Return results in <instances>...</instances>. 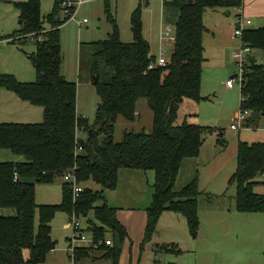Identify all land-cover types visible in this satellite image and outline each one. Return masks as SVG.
<instances>
[{
	"label": "trees",
	"instance_id": "1",
	"mask_svg": "<svg viewBox=\"0 0 264 264\" xmlns=\"http://www.w3.org/2000/svg\"><path fill=\"white\" fill-rule=\"evenodd\" d=\"M14 6L20 12L21 27L5 39L21 47L35 39L36 51L27 57L36 80L26 83L14 75L0 73V91L12 92L21 101L41 107L44 121L0 122V151L22 157L17 162L0 163V210L15 211L14 215H0V264H45L56 250L51 224L58 213H66L73 220L86 219L88 226L83 231L93 240L89 246L75 249L74 256L70 255L73 264L97 260L119 264L128 232L118 219L117 209L107 204L104 192L116 190L119 172L125 169L155 174L143 248L157 234L164 212L183 216L196 236L202 194L198 174L180 191L176 190V183L185 162L200 156L204 135L219 130L189 123L187 118L179 123L181 107L186 100L200 103L207 99L202 96L205 11L242 9L243 0L164 3L167 21L177 17L176 41L165 66L159 65L144 34L142 5L131 15L133 41L126 43L106 1L105 15L111 32L106 40L88 46L94 51L90 75L97 80L94 85L100 98L93 122L78 115L77 84L68 81L62 72L61 27L69 20L59 16L61 0H56L53 11L46 16L42 14V0H27ZM242 42L253 51H262L264 60V28L245 29ZM240 94V110L251 115L245 127L259 128L264 119V63L247 64ZM140 99H147L153 113L152 132H125L122 140L116 142L118 120L135 122ZM218 144L226 145L222 138ZM78 147L82 148L80 152L76 151ZM68 172H73L83 187L77 198L72 183L64 179ZM57 179L63 180L61 204L39 206L37 186L53 184ZM91 182L101 190L90 188ZM261 183L264 143L239 142L237 169L229 181V185H236L237 212L264 214V195L255 192ZM101 200L104 204L97 206ZM91 214L94 219H90ZM97 252L102 256L97 258ZM158 253L180 256L183 251L175 245H163L158 247Z\"/></svg>",
	"mask_w": 264,
	"mask_h": 264
},
{
	"label": "rangeland",
	"instance_id": "2",
	"mask_svg": "<svg viewBox=\"0 0 264 264\" xmlns=\"http://www.w3.org/2000/svg\"><path fill=\"white\" fill-rule=\"evenodd\" d=\"M56 0H42V14L48 15L53 9ZM105 0H95L93 3L82 6L79 10L78 19L83 20L87 18L88 23L77 24L73 21H68L63 24L61 28V46L64 56V63L62 72L65 78L70 82H75L78 89V115L84 116L93 122L95 119L96 110L100 103V98L97 94L96 87L94 85L95 79L90 75V65L93 61L92 54L94 53L88 46L99 41H104L108 38L111 32V26L107 22L105 15ZM150 6L146 5V0H108L111 7L113 16L117 19V22L121 31V39L123 42L129 43L133 41L131 33V15L132 13L142 5V16L145 26V34H148V28L151 29V35H156L157 28L160 25L170 26L175 32V21L177 17H172L167 21V9L161 5V2L155 0H149ZM231 12V16L228 13ZM59 16L62 20L65 19L62 12H59ZM235 13L229 9H208L204 14V24L207 31L204 35L205 45V58L206 61L203 66V78L205 84L206 95L211 94L212 98L207 102L195 103L190 100L183 102L181 107V116L179 123H182L187 114H191L192 122H197V125L204 127H213L214 129L221 130L227 134L232 121L240 110V86L235 84L233 90L226 91L221 85V79L228 76L230 73L229 67L238 72L236 60L225 56L224 50H220L217 45L220 42L217 41V32L223 31L228 23H234ZM235 27V26H234ZM2 35V33H0ZM234 35V34H233ZM150 37V34L148 35ZM1 40V39H0ZM237 43L239 39L233 38ZM152 37V42H153ZM30 42H26L22 46L25 50L31 49ZM6 46L5 43L0 41L1 49ZM155 45H152V50L155 51ZM91 50V51H90ZM157 50V49H156ZM239 50V49H238ZM12 51L17 53L25 63L32 66L31 61L28 60V54L21 52V47L18 45L12 47ZM160 50L157 51L159 53ZM166 58L169 59L172 53V45L166 46L164 49ZM31 54V52H30ZM8 55L0 54V73L1 66L4 68L6 62H10ZM260 62L264 63L262 59ZM229 68V69H230ZM34 78V77H33ZM36 79V77H35ZM230 76L226 79L229 80ZM30 82V81H29ZM209 82L211 90L214 85V93H209ZM226 82V81H225ZM219 92V93H218ZM9 93V92H8ZM12 92H10L11 94ZM13 95H15L13 93ZM14 97H17L16 95ZM18 101H21L19 98ZM22 102V101H21ZM35 111L40 112H22L14 117L9 116L7 123H42L44 117L41 114L43 109L38 106H31ZM234 108H237L234 112ZM198 110V111H197ZM138 119L135 122H128L123 118H120L116 124L115 141L120 142L125 132L141 133L146 132L150 134L153 129V113L149 108L147 99H140L137 103ZM251 115L247 117L249 119ZM15 120V121H13ZM190 118L187 121L191 123ZM209 121H213L209 123ZM199 122V123H198ZM206 124V125H204ZM259 130L247 132L244 129L237 132L228 133L229 138H239V136L251 135L255 139L262 138L264 135V119L259 122ZM256 133V134H255ZM264 137V136H263ZM82 138L83 137L82 135ZM228 138V137H227ZM205 151L208 150V154L199 158L198 160H188L185 162L184 167L181 170L179 178L176 183V190L180 191L187 184H189L195 176L198 174L199 179L202 181L199 183V189L202 192L199 197V205L201 207H216L223 208L220 210H231V213L227 211L226 215H218L226 217L229 222L223 227L212 226L208 217L209 212L203 213L202 226L199 233L194 236L191 232L192 241H194L195 249H186L189 247H180L184 252L180 257L168 256V259H177V264H264V234L261 229L255 225V223H242V219L248 220L256 217H264V214H249L239 213L236 210V185H229L224 189L225 193L217 195V192H222L217 187V151H222L223 144H219L217 148V137L211 136L206 133L204 135ZM225 139V138H224ZM223 140V139H222ZM226 143V141H225ZM239 145V144H238ZM227 147V145H226ZM218 149V150H217ZM7 157L11 155L7 152ZM236 149L231 147L226 155H229V161L234 160L236 156ZM223 157V156H222ZM0 160H3L0 158ZM231 165H234L230 162ZM234 168V166L232 167ZM198 170V171H197ZM145 173V172H144ZM154 176V173L148 171V176ZM62 179H57L50 185H38L36 188V202L39 206H55L60 205L62 202ZM225 185V186H226ZM90 187L93 190L100 191L101 187L91 182ZM218 190V191H217ZM255 192L259 195H264V183L255 188ZM110 192H105L104 197L107 198ZM210 198V199H209ZM108 202V199H107ZM103 200L97 203V206H102ZM108 205L113 206L109 201ZM15 211L12 209L0 210V215H14ZM262 215V216H261ZM217 217V213L215 215ZM225 218V219H226ZM90 219L93 218V214L90 215ZM238 220V221H237ZM82 227L87 228V220L82 219ZM38 217L36 225L38 226ZM72 222L73 219L66 213H58L52 222V238L57 242L55 253H51L45 264H73L70 258L69 248L71 245V239L75 235L74 228H65V224ZM162 228V234H169L171 227L167 223ZM158 229V228H157ZM159 230V229H158ZM190 231V230H189ZM88 240L91 236L86 232ZM70 238V239H69ZM69 240V241H68ZM132 246L131 252L126 255L123 254L124 264H152L154 259L155 243L159 241L154 238V241L145 244L143 250H140V243L138 242L137 235L134 231L131 235ZM85 242H78V246ZM88 243V242H87ZM68 246L67 252L66 248ZM60 257V259H58ZM165 256H159V259H164ZM169 263V261H165ZM93 264L92 262H90ZM95 264H112L111 262L102 261Z\"/></svg>",
	"mask_w": 264,
	"mask_h": 264
},
{
	"label": "crops",
	"instance_id": "3",
	"mask_svg": "<svg viewBox=\"0 0 264 264\" xmlns=\"http://www.w3.org/2000/svg\"><path fill=\"white\" fill-rule=\"evenodd\" d=\"M26 1L27 0H0V33H2V35L0 34V39H1L0 41H2L3 43L6 44V46H4V48L1 49L0 54L3 53L4 55H8V54L10 55L9 56L10 62H6L4 68L1 66V69H2L1 72H3L4 74L14 75L21 82L31 83V82H34L36 80L35 79L36 73H35L33 66H30L27 63H25V61H23V59L17 53L12 51V47L13 46L16 47L18 44L17 45L13 44L9 40L5 39L6 37L16 33L17 31H19L20 27H21L20 12L15 8L14 3H22V2H26ZM62 1L63 0H61V2ZM94 1H92L91 3H93ZM105 1H108V0H105ZM148 5L150 6V2ZM161 5L164 6L162 3H161ZM54 6H55V4H54ZM232 11L235 13L233 25L230 22V23H228V25L225 29H222L223 31L217 32V41L220 42V45H217V47L220 50H224L225 56L230 57V58H233V54L235 52H237L241 46L240 40L238 43L233 40L237 9H232ZM241 11L244 14V17L251 20V22H252V24L249 28H253V29L264 28V0H243V7H242ZM78 15H79V12H78ZM78 15H77V17H78ZM228 16H231V12L228 13ZM84 19H87V18H84ZM80 21H82V20H80ZM162 27H163V24L160 25L159 28H157L156 35L152 36L150 27L148 28V34L147 35L145 34V26H144V34H145L146 38L149 40L151 46L154 44L156 47V48L154 47L155 51L153 49L152 53L157 58H159V55L162 52V50L164 51L166 46H168V45H164V49H162V46L160 43V33H161ZM149 34H150V37L148 36ZM152 37L154 40L153 42H152ZM28 41L31 43L30 44L31 49H29V50H25L20 45H18L19 47H21V52H23L26 55L30 54V52L34 53L36 51V46L34 43L35 39L33 40V38H31ZM158 50H160L159 53H157ZM254 51H255L254 57L257 59V62L260 61L259 59L263 60L262 51H258V50H254ZM28 60H29V58H28ZM260 63H262V62H260ZM229 68L226 70H228L230 73L228 74V76L221 79V85H220V86L224 87V89H226V91L233 90L235 88V86L232 88L228 87L227 82L230 81L231 79H235V77L238 73L233 68H230V69ZM229 76H230V79L226 80ZM209 88H210L209 93L213 94L214 93V85H213L212 90H211L210 82H209ZM204 91H205V84H204V78H202V96L207 98L206 100H204L205 102L210 101L209 99L212 98L211 94L206 95L207 92H205L204 93L205 95H203ZM14 96L15 95H13V93L10 94V92L8 93V91H6V90L0 91V122L1 123H7V121H10V120H7L9 118V116L11 118V117L16 116L19 113L21 114L20 110H22V112L24 111V112H29V113L34 112L35 110H38V109H33V107H31L33 105H30L27 102L18 101V99H16L18 97H14ZM204 101H202V102H204ZM240 101H241V99H240ZM199 104L200 103H198V105ZM77 107H78V105H77ZM236 109L237 108H234L233 111L235 112ZM35 112H40V111H35ZM41 114L44 117L43 111ZM188 117L191 120V118L194 116H192L191 114H187V116H185V119ZM13 121H15V120H13ZM212 122L213 121H209V123H212ZM18 123H24V122H18ZM191 123L197 124V122H192V120H191ZM204 125H206V124H204ZM205 128H213V127L210 126V127H205ZM242 129H244L247 132L259 130V129H253V128L245 127V125H243V127L240 130H242ZM240 130H239V132H240ZM232 132L235 133V132H237V130H232L231 125H230L229 132H227V134L221 130H219L218 132L213 133V134L208 133L211 136L217 137V141L219 140V138H222L224 143L226 141V145H227V147H226V145L222 146V151H217L218 152L217 153V187H218V189H220L222 191L221 193L217 192V195L225 193L223 191H225L224 189L227 187L226 184H227V182L229 183L231 177L234 175V173L236 172V169H237V153H236L234 160L229 161V155H226L227 152L229 151V149L231 147H234L236 149V152H237L239 142H246L248 144H253V143H257V142L264 143V137H263L264 135L262 136V138H259V139H255L251 135H244L243 137L239 136V138L237 137V138L230 139L229 138L230 136L228 133H232ZM218 145L219 144H217V148L219 147ZM7 152H9V151H5V150L0 151V158L3 159V160H0V163L19 161V158L15 157L11 152H9L11 154V155H9L10 157H7V155H8ZM204 154H208V150L205 151V145H203V147L201 149V154L196 160H198L200 157L202 158L204 156ZM230 162H232L234 165H231ZM233 166H234V168H232ZM183 167H184V165H183ZM149 172H151V171H149ZM201 181L202 180L199 179V183ZM154 183H155V174H154V176L150 175V177H149L148 172L144 173V171L125 169V170H121L119 172V180H118V186H117L116 190L105 191V192H110V195H108V197L105 198L106 202H107V199H108V202L109 201L112 202V204H113L112 208L117 209L118 219L125 226V228L127 229V232H128V239L125 241L119 264H124L123 259H122L124 251H125L126 255L129 253V251L131 252V246H132V242H133L131 240V235H132L133 231H134V234L137 235V237H138V242L141 244L139 247L140 250L141 251L143 250L142 245L144 243L145 230H146V225H147V209L152 202V197H153V193H154V188H153ZM90 184L91 183L88 184L89 187H90ZM261 184H259V185H261ZM259 185H257V186H259ZM105 192H104V194H105ZM235 198H236V196H235ZM108 202H107V204H108ZM220 209H223V208H216V207L214 208V207H206V206L201 207L199 205L200 228H201L202 223H203L202 222L203 213L205 211L209 212L208 219H209L211 225L219 227L218 229H220V227H223L227 222H229L228 218L225 217L226 218L225 219L224 217L218 216V215L224 216L227 214V211H229L231 213V210H227V209L220 210ZM216 213H217V217H215ZM241 221H242V223H255V225L258 227V229H261V231L264 234V217H256V218H251V219L248 218V220H246V218H245V219H242ZM167 223L171 227V229H170L171 232L169 234L163 235L161 226L163 227L165 225L166 227H168ZM226 225H228V224H226ZM72 227H73L72 222L65 224V228H72ZM158 229H157V234L151 240V242L154 241V238H157L159 240L155 243V249L153 251L154 259H153L152 264H155V262H159L160 264H169V263L177 264V263H179V262H177V259H169V260H167V259H168V256H176V258H177V257H180L181 255L177 256V255L172 254V253H158V247H160V246L175 245L179 249H181L180 247H189L186 249H190V248L195 249V245L193 243L194 241H192V236H191V233L189 231L187 221L183 216L175 214L173 212H164L162 214L160 220H159ZM199 231H200V229H199ZM89 244L90 243L85 242L84 244H81L80 246L86 247V246H89ZM144 246H146V245H144ZM67 249H68V246L65 249L66 252H67ZM52 253H55V251H53ZM161 255H164L165 258L159 259V256H161ZM96 256H97V258L101 257L102 253L97 252ZM58 259H60V257H58ZM102 261H106V260H97L94 262L93 261H85L81 264H91L90 262L95 264V263L102 262ZM165 261H169V263H167ZM181 264H183V262H181Z\"/></svg>",
	"mask_w": 264,
	"mask_h": 264
},
{
	"label": "built area",
	"instance_id": "4",
	"mask_svg": "<svg viewBox=\"0 0 264 264\" xmlns=\"http://www.w3.org/2000/svg\"><path fill=\"white\" fill-rule=\"evenodd\" d=\"M94 0H63L61 2V11L63 13V16L65 19H68L70 21L76 22L77 24L81 25L84 23H88L87 19H84L80 21L77 17L79 9L88 4L91 3ZM161 2L163 5L166 2H170L171 0H155ZM252 22L251 20L244 17V14L242 13L241 9H237V15H236V21H235V30H234V38L239 39L241 41L240 49L233 54V58L236 60V64L238 67V73L235 77V79H231L227 82V86L232 88L235 86V84H239L240 89L242 87V81H243V74L245 67L247 66L249 62V56H254V51L248 47L246 44L242 42V36L245 29L249 28L251 26ZM176 41V34L174 32V29H172L170 26H164L161 28L160 33V43L162 46V49H164V45H174ZM166 53L162 50V52L159 55L158 63L161 66H165L169 63V60L165 57ZM249 111H242L239 110V113L236 115L235 119L233 120L231 124L232 130H240L247 117L249 116ZM77 139H78V133H77ZM82 148L78 147L76 151H81ZM66 182L72 183V189H73V195L75 198L79 196V194L83 191V187L78 183L77 177L73 172H68L64 177ZM72 226L75 231L74 237L71 239V245L69 248V252L74 256L75 249L78 247V242H88L92 243V237L90 240H88L86 236V232L83 231V227L81 225V222L77 219L73 220ZM111 243L108 241L107 245H110Z\"/></svg>",
	"mask_w": 264,
	"mask_h": 264
},
{
	"label": "water",
	"instance_id": "5",
	"mask_svg": "<svg viewBox=\"0 0 264 264\" xmlns=\"http://www.w3.org/2000/svg\"><path fill=\"white\" fill-rule=\"evenodd\" d=\"M148 4H149V0H146V5L148 6ZM58 20L60 19L58 18ZM249 62L256 63L257 59L254 56H249ZM95 83H97V80H95ZM19 160H22V157H20Z\"/></svg>",
	"mask_w": 264,
	"mask_h": 264
}]
</instances>
